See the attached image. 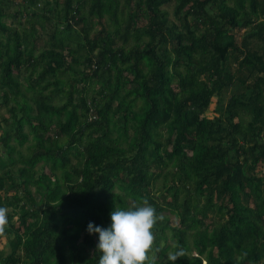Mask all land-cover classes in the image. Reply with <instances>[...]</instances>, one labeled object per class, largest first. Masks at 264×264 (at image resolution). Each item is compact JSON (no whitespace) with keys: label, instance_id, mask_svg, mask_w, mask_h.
Instances as JSON below:
<instances>
[{"label":"trees","instance_id":"trees-1","mask_svg":"<svg viewBox=\"0 0 264 264\" xmlns=\"http://www.w3.org/2000/svg\"><path fill=\"white\" fill-rule=\"evenodd\" d=\"M171 2L144 0L150 17L144 34L149 41L143 49L128 50L116 48L107 19L116 15L117 0H92L89 15L82 11L85 0L76 4L66 0L63 30L77 29L88 16L99 29L92 36L84 29L91 55L81 79L74 77L48 94L42 91L34 107L22 108L20 118L13 112L14 125L8 119L3 121L9 128L1 127L3 142L11 152L10 140L21 146L29 141L26 126L35 142L25 158L28 167L16 176L14 201L4 192L14 176L6 173L0 178V205L27 201L22 207V225L15 228L12 253L0 264H97L98 234L91 237L89 222L106 227L116 206L129 207L131 201L136 206L145 200L154 203L150 188L162 177L167 159L173 164L176 184L168 191L173 192L174 201L169 206L162 202L154 206L158 215L166 209L178 213L179 225L164 227L173 232L176 247L167 263L162 260L169 247L157 251L145 264H203V260L206 264H264V175L258 174L264 167V0H179L176 15H184L182 27L161 11V6ZM3 17L0 15V69L14 96L21 95L22 83L16 77L23 68L32 73L42 68L38 85L49 75L59 76L70 68L58 33L48 34L52 50L36 57L32 50L23 49L21 35L11 32ZM190 17L206 19L209 24L198 34ZM244 29L240 40L236 32ZM131 32L140 39L138 31L129 29L124 35L126 43ZM6 34L5 46L1 38ZM231 57L243 70L239 77L227 65ZM103 69L109 78L98 81L100 88L92 100L86 87L77 96L79 82L89 85L90 76L98 77ZM238 80L245 86L243 93L231 97L222 116L208 117L212 99ZM130 82L135 87L126 90L120 100ZM56 95L67 101L53 104ZM9 98L8 93L2 96L4 102ZM119 100L116 112H122V135L128 136L131 121L136 124L130 155L118 144L109 143L114 104ZM138 101L142 104L136 108ZM55 117L60 123L58 135L68 138L65 146L48 138ZM164 126L176 134L170 148L158 139ZM73 154L81 158L78 167L71 164ZM40 163L45 164V172L36 179L34 168ZM33 186L41 195L39 201L31 191ZM182 193L186 196L180 201ZM215 197L221 202L218 206ZM229 204L232 207L225 212ZM217 207L223 224L209 233L201 224ZM31 214L41 219L29 223ZM193 232L199 256L189 254Z\"/></svg>","mask_w":264,"mask_h":264},{"label":"rangeland","instance_id":"rangeland-1","mask_svg":"<svg viewBox=\"0 0 264 264\" xmlns=\"http://www.w3.org/2000/svg\"><path fill=\"white\" fill-rule=\"evenodd\" d=\"M87 4L82 8L85 15H89V8L92 0H85ZM118 5L115 6L117 10L116 15L107 16V19L110 23V30L117 41V47L122 46L128 50L133 48H145L149 39L144 34V28L149 24L150 17L147 13L145 5L143 4L144 0H117ZM58 4L55 0H35L34 3H31L30 0H0V15H2L3 22L11 29V32L18 31L21 35V40L23 43V49L25 51L32 50L33 55L39 57L45 51H51L53 45L51 44L48 34L52 31L58 33L59 37L64 42V47L62 49L64 55L67 57L68 66L66 71H62L59 76H48L43 82V84H36V79L39 77V74L42 72V68L36 70V72H29L26 68L17 74L18 81L22 83L21 85V95L14 96L13 90L11 87L7 86L3 79V70L0 69V178L6 176L5 174L9 173L11 176H14V179L9 180L5 191L11 201L14 196H16L17 191L14 186L18 184L17 175L20 173L21 169L28 167L25 162V158L31 155V149L34 145V137L30 135V129L28 126L25 127L24 132L29 134V141L21 146L15 139L10 140V145L14 147V151L11 152L9 147H6L3 142V131L1 127L7 129V124L3 121L8 119L10 125H14L12 120L14 118L13 112H18L17 117L20 118L24 111L22 108H26L28 105L34 107L36 105V100L39 94L43 91L45 93H50L54 88L62 87L64 83H70L71 79L76 77L81 79L83 74H86L88 60L87 58L91 55L88 52V47L85 42V33L84 29L90 30V35L99 29L96 20L87 17V20L82 26L70 30H63L64 23H62V17L65 13V4L66 0H58ZM75 4L77 0H74ZM83 2V0H82ZM179 4V0H172L171 3L161 6V11L165 17H167L172 22L182 27L184 24V15L180 17L176 15V8ZM248 7V6H247ZM196 17V16H194ZM50 19V20H49ZM50 22H49V21ZM191 26L194 29H197V33L200 34L208 26L209 22L206 19H196L193 17L189 18ZM136 30L139 32V40L136 38V35L131 32L129 37V42L126 43L124 35L129 31ZM246 30H238L236 32V37L242 40L243 35ZM8 34L2 39L3 45H7ZM95 57V56H93ZM231 71L239 77L243 74V70L239 67L238 62L234 57H231L229 63ZM116 72L113 73V76ZM92 81L89 82V85L82 82L78 84V94L79 96L83 89L85 88L88 92V97L92 100L95 92L100 88L99 80H106L109 78L108 72L103 69L98 77H95L94 73L90 76ZM128 79L130 81L134 80V76L129 74ZM243 80V79H240ZM240 80L236 81L233 86L230 88L224 89L220 94L215 96L212 99L211 106L206 112L208 117L213 116H222L226 110L228 103L230 102L231 97L236 94L243 93L245 86ZM36 84L35 88H30V85ZM135 85L133 82L126 83L125 89L120 94V100L126 94V90H131ZM4 93H8L10 98L8 102H4L2 96ZM119 101H116L114 104V113L113 117L114 124L111 126V131L109 137L111 141L109 142L112 145L118 144L120 147L126 150L127 155L133 153L129 143L135 137V122L131 121L129 124L128 136L122 135V123L121 115L122 112H116L118 109ZM66 97L63 95L54 96L51 101L55 105H62L66 102ZM100 99L95 100V105H98ZM142 104L141 101H138L139 108ZM15 109V111H14ZM60 123L55 117L53 119V125L51 131L48 133V138L59 146H65L68 142L66 136H59ZM9 129V128H8ZM93 135V133H92ZM158 139L162 141V145L165 148H170V141L176 139V134L168 126L161 127L159 129ZM89 140L88 136L85 137V142ZM170 150V149H167ZM71 157V164L74 167H78L81 163V158L73 154ZM157 168L154 166L153 170ZM45 172V164L40 163L34 168L35 178H40ZM260 176L264 175V167L258 170ZM176 184L173 177V164L168 159L166 160V165L164 166V173L161 178H159L155 183L152 184L150 188V198L153 199V202L148 201L152 205H157L162 202V205L169 206L173 203V192L168 191V187ZM31 191L35 195L37 201L40 200L41 195L37 193V187H31ZM119 192V191H118ZM22 193L19 194V197H22ZM185 194L182 193L180 201H183ZM206 200L207 197L205 196ZM215 204L220 205L221 202L217 201L215 197ZM252 202V200H250ZM24 203H27L26 200L22 202H15L14 206L7 207L8 209V222L4 226L3 230H0V260L6 258L12 253V242L15 241V228H19L22 225L23 216H22V207ZM7 204V201H5ZM138 203L131 201L130 206H136ZM44 207V205H43ZM232 205L229 204L228 208L225 209V212H228V209ZM156 208V207H155ZM157 210V208H156ZM160 219L157 220L152 231L154 232L155 239L152 243V246L148 253V258L152 259L155 257L157 251H162L163 249L169 247L167 253L163 257V262L167 263L171 257L174 256V249L176 247V240L173 238V232L169 228H164L166 225L171 227H177L180 223V218L178 213L173 209H166L159 215ZM228 217V215H227ZM201 218V217H199ZM41 219V217H40ZM34 214L30 215L27 220L29 223H37L40 220ZM222 214L220 213L218 207L209 214L208 219L202 221L201 226L208 230L209 233L218 231L219 227L222 225ZM164 231V232H163ZM91 237L94 234H90ZM189 246L191 248L189 254L190 256H199V253L195 246V236L189 238ZM93 255V254H92ZM91 255V256H92ZM205 257V256H204ZM206 260H203V264H206ZM66 264H70L68 261Z\"/></svg>","mask_w":264,"mask_h":264},{"label":"clouds","instance_id":"clouds-1","mask_svg":"<svg viewBox=\"0 0 264 264\" xmlns=\"http://www.w3.org/2000/svg\"><path fill=\"white\" fill-rule=\"evenodd\" d=\"M108 226L90 221L89 234H98L97 264H145L155 239L152 231L160 219L154 205L147 200L139 206H116ZM8 222V209L0 205V230Z\"/></svg>","mask_w":264,"mask_h":264}]
</instances>
